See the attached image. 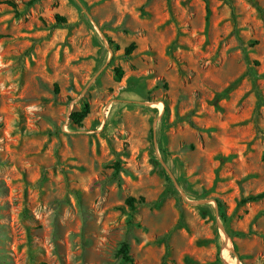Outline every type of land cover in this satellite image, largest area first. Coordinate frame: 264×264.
<instances>
[{
	"label": "rangeland",
	"instance_id": "374dc122",
	"mask_svg": "<svg viewBox=\"0 0 264 264\" xmlns=\"http://www.w3.org/2000/svg\"><path fill=\"white\" fill-rule=\"evenodd\" d=\"M207 2L0 0V264H264V24Z\"/></svg>",
	"mask_w": 264,
	"mask_h": 264
},
{
	"label": "trees",
	"instance_id": "16d2710c",
	"mask_svg": "<svg viewBox=\"0 0 264 264\" xmlns=\"http://www.w3.org/2000/svg\"><path fill=\"white\" fill-rule=\"evenodd\" d=\"M202 1L205 3L206 10L208 11V2H207V0H202ZM248 1L252 5V7L255 9V11H256L259 19L264 24V13H263V9L258 6L256 0H248ZM231 17H232L233 25L235 26V14L233 13V11L231 12ZM56 20L58 22V26L66 25L65 18H63L61 16H57L56 17ZM134 48H135V45L134 44H131L127 48H125V50H124L125 55H130L132 53V51H133ZM121 75H122L121 70L120 69H117L116 70V79L119 80L121 78ZM236 85H237V82L231 84L222 94H220L219 96H217V100H221V99L227 98L228 94L235 88ZM259 104L260 105H263L261 101L259 102ZM88 113H89L88 105H84V108H83L82 111H80V112H73L71 114L70 118H71V120H72L73 123L80 124L81 121L88 115ZM120 167L121 166H120L119 162H115V164L113 165V169L115 171V174H117L120 171V169H121ZM262 199H264V192L261 193V194L255 195V196L247 197V198L243 199L242 202L243 203H246V202H256V201H259V200H262ZM138 202L139 203H142L143 202V199L140 198ZM135 203H136V200L133 199V198H129L126 201V204L131 209H135ZM218 206H220V203H218ZM128 250H129L128 243L127 242H124L121 245V248L118 251V254L121 257V261L124 262V263H131L132 262V260H131V258L129 256Z\"/></svg>",
	"mask_w": 264,
	"mask_h": 264
}]
</instances>
